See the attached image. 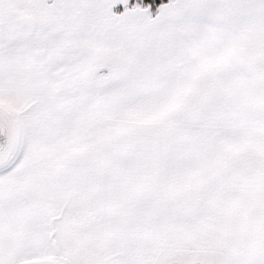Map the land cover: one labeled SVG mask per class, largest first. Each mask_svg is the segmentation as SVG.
<instances>
[{"label":"snow or ice","instance_id":"snow-or-ice-1","mask_svg":"<svg viewBox=\"0 0 264 264\" xmlns=\"http://www.w3.org/2000/svg\"><path fill=\"white\" fill-rule=\"evenodd\" d=\"M0 264H264V0H0Z\"/></svg>","mask_w":264,"mask_h":264}]
</instances>
